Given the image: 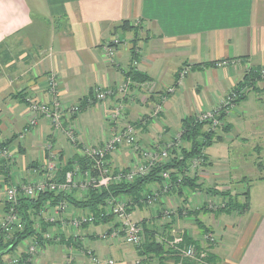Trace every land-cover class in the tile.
Segmentation results:
<instances>
[{
    "label": "crops",
    "instance_id": "obj_1",
    "mask_svg": "<svg viewBox=\"0 0 264 264\" xmlns=\"http://www.w3.org/2000/svg\"><path fill=\"white\" fill-rule=\"evenodd\" d=\"M124 21L140 28L124 32L118 29ZM113 37L127 42L119 47L115 62L104 51ZM134 49L140 51L139 55H134ZM223 60L231 64L219 66ZM262 66L264 0H0V142L9 141L5 147L14 159L0 160V225L6 210V189L42 177L48 145L59 153V161L68 162L77 155L75 145H62L66 149L57 146L66 134L63 136L64 132L56 130L46 118L39 117L37 124L29 127L33 113L28 100H52L47 89L50 76H55L65 105L86 103V108L72 118L78 144H101L111 134L106 114L114 106L123 105L124 118L115 128L137 122L134 126L139 145L159 149L181 131L183 119L220 109L249 71ZM131 69L148 76L149 81L126 78ZM184 69L188 74L176 93L167 97L163 112L151 118L161 91L173 86ZM127 79L131 86L124 99L119 93L105 102L93 98L95 88L115 89ZM149 83L158 84L153 94ZM243 89L245 99L231 106L225 119L231 130L222 143L205 152L206 164L197 169L198 183L206 180L211 183L208 188L220 191H230L228 184L233 181H250L245 192H233L239 194L241 203L246 198L243 194L249 192V210L219 213L213 218L216 229L223 231L220 237L230 235V240L222 243L213 226H209V233H199L196 220L201 214L195 215V223L189 221L191 212L210 200L223 202L220 197L203 190L190 191L188 197L184 188L163 194L159 184L147 188L148 193H159L151 208L124 199L130 202L131 219L144 221L145 239L183 232L185 242L207 249L219 264H264V175L247 174L249 169L264 167L260 161L264 156V78ZM67 120L64 117V126ZM23 133L22 139L19 136ZM219 144L222 148L217 154ZM254 154L257 158L245 167L244 157ZM230 156H237L232 157L231 164H238L239 173L228 171ZM111 160L118 169L135 161L126 147L114 153ZM208 166L215 167V172L207 171ZM168 209L177 212L165 218ZM81 212L86 211L71 208L61 214L47 230L59 233L61 241H44L33 262L19 264H66L70 255L72 264H97L86 254L88 250L100 259L98 264L150 263L138 254V246L125 243L123 238L102 237L119 227L116 217L79 230L71 228L70 219ZM208 235L216 241L208 240ZM15 251L19 256L25 248L18 246ZM11 257L5 254L3 264H8Z\"/></svg>",
    "mask_w": 264,
    "mask_h": 264
},
{
    "label": "built area",
    "instance_id": "obj_2",
    "mask_svg": "<svg viewBox=\"0 0 264 264\" xmlns=\"http://www.w3.org/2000/svg\"><path fill=\"white\" fill-rule=\"evenodd\" d=\"M123 45H126L124 40L120 39V37H113L104 46L105 54L110 60L115 62V56L118 49ZM139 52V50L134 49V55H139ZM133 64H137V60H134ZM230 64V60H223L218 63L219 66H229ZM187 74L188 71L186 69L180 71L177 79L178 86L182 83ZM259 74L261 77H264V66L261 67ZM130 86L131 80L127 79L115 89L108 88L102 90L101 88H95L93 98L95 97V99L99 102H105L108 98L112 97L116 93H119L124 99L129 93ZM148 86L151 88L150 93L153 94L157 90L158 84L154 85L149 83ZM178 86L173 85L161 91L159 101L150 115L151 118H157L159 114L163 112V105L167 100V97L175 94ZM47 89L49 94L52 96V100L49 102H34L32 100H28L30 110L33 113L29 127L35 126L39 117L46 118L56 130H61L67 135L71 144L78 148L77 154L82 155L83 158H86L88 162L92 163V170L83 171L80 164L76 161L66 172L64 180L59 181L61 168L67 162L58 161L59 163H56V160L59 159V153L53 150L52 145H48L46 148L49 155L46 157V161L43 166L44 169L43 174L41 175L42 177L36 181L10 187L5 191L6 210L0 228L6 233H11L15 229L21 230L24 226L22 218L18 212L19 199L21 197L36 198L40 194L44 193L72 194L73 192H76L75 190L89 191L92 189L108 188L112 182H134V180L139 177L149 175L159 164L169 161L171 158V150L175 148L178 149L183 144L181 139L182 132L180 131L176 133L171 142L165 143L162 148H142L138 143L136 138V128L132 123L127 122L120 129L115 128V125L122 120V118H124L123 105H116L111 109L108 117V120L110 121L111 134L106 137L101 144L93 146L78 144L76 132L72 124V118L80 112L81 104L67 106L62 102V100H60L58 84L55 76H50ZM230 99H234V97H228L224 106L230 105ZM230 106H233V104ZM66 116L68 117V124L64 126L63 119ZM198 119L214 120V126H218L220 124V122L216 120L214 112H205ZM24 136L25 134L23 133L19 137L23 139ZM124 147L131 150L133 158L135 159V161H132V164L127 167L128 170H124L126 168L118 169L116 165L114 166L112 164L111 160V156ZM0 160L14 161L13 153L8 147L0 146ZM204 162L205 160L203 157L193 158L190 161V169L200 168ZM161 176L163 178V183L162 185L159 184V187L161 188V192L163 194H167L172 190L170 182L171 176L169 172H162ZM158 197L159 193L150 192L147 193L139 201V203L145 207L151 208L158 200ZM106 203L104 211L100 213L101 216L108 217L109 215H113L118 219L119 227L102 237L123 238L124 242L129 245L140 246L145 240L144 229L140 223L134 222L131 219L130 202L124 199H114L108 200ZM207 207L210 210L215 211L224 207V203L219 200H210L207 202ZM71 208L72 207L66 201H63L57 207L45 212L44 222L49 223V225H55L61 214H65ZM176 212V210L168 209L164 211V216L165 218H169ZM96 220L97 217L92 212H81L75 214V216L70 219L69 226L73 229L79 230L85 225L94 224ZM41 222L42 221L38 220L35 223V227L37 229H40L42 224ZM173 235L174 237L168 243L172 248L178 250L184 258L196 259L200 261L207 258L208 252L205 249H199L194 244H184L183 232L174 231ZM206 238L212 242L216 241L213 235H208ZM27 241L29 242L26 245L25 251L19 256L11 257L8 264H19L21 262L31 263L41 253V244H39L38 241ZM43 241L60 242L61 238L59 233L53 234L46 231L43 234ZM86 254L92 262L97 264L100 262V259L92 251L88 250L86 251ZM66 261V264H72V255L67 257ZM109 263L113 264L112 261H109Z\"/></svg>",
    "mask_w": 264,
    "mask_h": 264
},
{
    "label": "trees",
    "instance_id": "obj_3",
    "mask_svg": "<svg viewBox=\"0 0 264 264\" xmlns=\"http://www.w3.org/2000/svg\"><path fill=\"white\" fill-rule=\"evenodd\" d=\"M136 28H140V26H134L129 21H124L118 29L128 32L136 30ZM260 70L261 67L250 70L244 78V81L239 84L238 88L230 93L229 97H234V99H230V105H236L245 99V94L242 92L244 90L243 88L246 86H254V83L261 77L259 74ZM126 78H131L133 81L141 83L149 81L148 76L133 69L126 74ZM174 85L178 86L177 80ZM19 95L23 96V93H20ZM230 105L221 106L220 109L212 111L215 114L216 120L220 122L218 126H214V120L211 119L199 120L198 118L201 117L202 114L198 117L183 119L181 127V139L183 144L178 149L172 148L173 150L170 152L171 158L169 161L159 164L149 175L139 177L134 180V182H112L108 188L89 190V192L82 196V198H78L75 192L72 194L44 193L36 198L21 197L19 199L18 212L22 218L24 226L21 230L15 229L11 233H6L0 230V253L2 254L0 256V264H3L2 257L5 254H12L21 243L27 240L38 241L39 244L43 245V234L50 227L49 223L44 222V214L46 211L57 207L63 201H66L74 209L92 212L97 217L94 224L99 225L101 222L107 223L109 219L114 218V216L109 215L108 217H102L100 213L104 211L108 200L129 199L130 201L135 200L136 203H139V201L148 193L147 188H149L150 185H162V172L170 173L172 189L184 188L191 192L203 190L209 191V194L214 197H220L224 203V207L215 210V214L231 213L233 211L245 213L248 211V191L243 194L246 195V198L245 201L241 203L238 201L239 194H233L230 191H220L216 188H203V185L205 186V184L198 183V168L190 169V161L196 157H203L205 160L203 165L205 166L208 159L205 153L206 150L215 144L222 143L224 141V135L228 134L231 130L230 125L225 123L229 108L231 107ZM85 108L86 103L82 102L80 111H83ZM136 124L137 122L134 123L135 126ZM8 144L9 141L3 143L0 142V146H7ZM76 161L80 164L83 171L92 170V163L88 162V160L83 158L82 155L77 154L61 168L59 181L64 180L66 172ZM124 170H128V168ZM204 210L208 211L207 205H204L199 210L191 212V215L199 216ZM38 220L42 221L40 229L35 227V223ZM196 223L203 233L210 232L209 228L199 219L196 220ZM140 224L145 230L144 221ZM6 235H8L9 238H6ZM173 237H163L159 239L148 237L140 246H138V254L141 257L148 259L152 264H169L170 262H173L174 264H219L216 256L212 255L207 249L205 250L208 252V256L203 261L184 258L178 250L169 245L168 242ZM184 244H194L199 248L193 242H185L184 240Z\"/></svg>",
    "mask_w": 264,
    "mask_h": 264
},
{
    "label": "rangeland",
    "instance_id": "obj_4",
    "mask_svg": "<svg viewBox=\"0 0 264 264\" xmlns=\"http://www.w3.org/2000/svg\"><path fill=\"white\" fill-rule=\"evenodd\" d=\"M56 23H58V22H56ZM125 40V39H124ZM126 41V40H125ZM127 43V42H126ZM143 47H144V45H143ZM107 56V55H106ZM125 109V107L123 108V110ZM80 112H82V111H80ZM79 112V113H80ZM106 122L108 123V127H110V121L108 120V117H109V114H106ZM25 134H27V133H25ZM62 135L64 136L65 134L64 133H62ZM60 141L61 142H59L58 143V147H60V148H64V149H66L64 146H62V145H65V146H67V147H70L71 146V142L69 141V139H68V137H67V135H65L64 137H62L61 139H60ZM63 143V144H62ZM217 146L216 145H213L211 148H216ZM218 147H219V149H217V154L219 153V150L221 151V144H219L218 145ZM207 152H209V149L208 150H206ZM212 152H213V154L215 153V150H211ZM225 152H223L222 154L223 155H225L224 154ZM220 157V156H219ZM231 157V160H230V163H229V165L231 164V163H233L232 161L234 160V158H236L237 156H230ZM232 157H234V158H232ZM244 158H246L244 161H242V163H243V165L245 166V167H249L250 166V163L253 161V160H255L256 158H257V156H256V154H254V155H250V156H245ZM220 159V158H219ZM62 160H64V159H62ZM61 160V161H62ZM213 160L214 161H217V159L213 156ZM59 161V159L58 160H56V163H59L58 162ZM260 161L262 162L263 161V163H264V156H262V158L260 159ZM244 162H247V163H244ZM63 164V163H62ZM257 164H258V162H256L255 163V165L257 166ZM227 166L228 167V171L229 172H231L232 174H235V173H239V171L237 170V168L236 167H238V164L235 166V165H233V164H231L230 166ZM239 168H240V165H239ZM256 169L258 168V167H255ZM252 170V169H249L248 170V172H247V174L249 173V174H251L252 176L253 175H255V177H257V176H259V175H264V167H262V168H259L258 170ZM206 170L207 171H209V172H215V167H212V166H208L207 168H206ZM246 173V172H245ZM254 181V180H253ZM202 183H205V186L208 188V187H210L211 186V183L210 182H208V181H206V180H202ZM249 185H250V181L248 180V182L247 181H244V182H237V181H233V182H231L230 184H228V189L233 193V192H245L247 189H248V187H249ZM76 192H75V194L77 195V196H84V195H86L87 193L86 192H89V191H80V190H75ZM81 194H83V195H81ZM188 197H190V194H191V192H190V190H188ZM89 212V211H88ZM223 214H226V213H223ZM215 216H217L216 214H212L211 212H209V211H203V212H201V215L199 216V219L209 228V226H213L214 228H215V232L217 233V236L219 237V239L221 240V242L223 243L225 240H227V241H229L230 240V235H225V238L223 237V238H221L220 236L222 235V233H223V231L221 232L220 230H217L216 229V225L214 224V222H213V218H215ZM195 217L196 216H192V218L189 220L190 222H194L195 223ZM208 224V225H207ZM197 225V224H196ZM194 232V231H193ZM198 232L199 233H201L202 232V230L201 229H198ZM194 235H196V234H194ZM197 236V235H196ZM29 241H26V242H23V243H21V245H19V248H21V249H24V248H26V245H27V243H28ZM16 251H14L13 253H12V255L13 256H16Z\"/></svg>",
    "mask_w": 264,
    "mask_h": 264
},
{
    "label": "water",
    "instance_id": "obj_5",
    "mask_svg": "<svg viewBox=\"0 0 264 264\" xmlns=\"http://www.w3.org/2000/svg\"><path fill=\"white\" fill-rule=\"evenodd\" d=\"M0 255H2V254L0 253Z\"/></svg>",
    "mask_w": 264,
    "mask_h": 264
}]
</instances>
